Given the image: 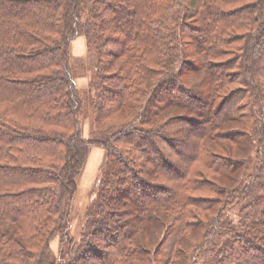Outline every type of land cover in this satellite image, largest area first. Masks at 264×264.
Wrapping results in <instances>:
<instances>
[{
	"label": "trees",
	"instance_id": "obj_1",
	"mask_svg": "<svg viewBox=\"0 0 264 264\" xmlns=\"http://www.w3.org/2000/svg\"><path fill=\"white\" fill-rule=\"evenodd\" d=\"M0 264H264V0H0Z\"/></svg>",
	"mask_w": 264,
	"mask_h": 264
},
{
	"label": "rangeland",
	"instance_id": "obj_2",
	"mask_svg": "<svg viewBox=\"0 0 264 264\" xmlns=\"http://www.w3.org/2000/svg\"><path fill=\"white\" fill-rule=\"evenodd\" d=\"M70 51L74 64V72L77 76L76 83L79 88H84L92 76L93 66L96 61L95 56L91 51H88L85 37L81 34L72 40ZM89 112L90 110L88 109L87 113ZM88 116L90 117V114H88ZM89 117L85 121L83 133L84 135L93 136L94 129L90 126L91 117ZM102 155L103 152L100 150H90L89 157L78 181V191L76 193L72 212L74 218L81 213L84 205L91 197L90 191L96 182ZM71 225L74 226V223L72 222ZM53 243V249L56 250V242L54 241Z\"/></svg>",
	"mask_w": 264,
	"mask_h": 264
},
{
	"label": "crops",
	"instance_id": "obj_3",
	"mask_svg": "<svg viewBox=\"0 0 264 264\" xmlns=\"http://www.w3.org/2000/svg\"><path fill=\"white\" fill-rule=\"evenodd\" d=\"M91 149L100 150L101 152H103L102 149L101 148H98V147H92Z\"/></svg>",
	"mask_w": 264,
	"mask_h": 264
}]
</instances>
